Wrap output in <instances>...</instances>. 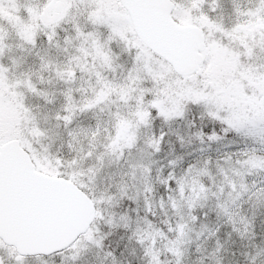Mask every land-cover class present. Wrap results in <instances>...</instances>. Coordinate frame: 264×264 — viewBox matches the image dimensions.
<instances>
[{"label":"snow or ice","instance_id":"1","mask_svg":"<svg viewBox=\"0 0 264 264\" xmlns=\"http://www.w3.org/2000/svg\"><path fill=\"white\" fill-rule=\"evenodd\" d=\"M256 210L264 0H0V264H121V228L142 264H264Z\"/></svg>","mask_w":264,"mask_h":264},{"label":"trees","instance_id":"2","mask_svg":"<svg viewBox=\"0 0 264 264\" xmlns=\"http://www.w3.org/2000/svg\"><path fill=\"white\" fill-rule=\"evenodd\" d=\"M35 98L32 99V103H38ZM144 215V213L142 212ZM247 215L250 218H253V209H248ZM135 217H133L134 219ZM152 219V218H151ZM215 222V221H214ZM254 226L255 230L259 233L262 230H264V213L260 212L259 210H256L255 216H254ZM108 230V229H107ZM123 237V239H121ZM229 244L232 246V250H235L237 247L240 246V241L237 239L236 243L233 244L232 241H229ZM109 245L110 247H106L105 250H111L115 249L116 255L120 258L121 264H142L141 256L142 253L139 251L138 248L134 247V243H130L128 241L127 233L124 229H113V235L109 237ZM127 245V247H125ZM102 250H95L92 252L90 257H88L87 262L88 264H100V261L103 259V251ZM99 252V255L97 253ZM122 253V255H121ZM239 255V253H237ZM230 253L225 258L224 264H227L228 259H230ZM47 259H54L56 263L59 262V257H51ZM195 256L190 257L189 262L191 260H194Z\"/></svg>","mask_w":264,"mask_h":264},{"label":"rangeland","instance_id":"3","mask_svg":"<svg viewBox=\"0 0 264 264\" xmlns=\"http://www.w3.org/2000/svg\"><path fill=\"white\" fill-rule=\"evenodd\" d=\"M247 207V206H246ZM248 209H250V207L248 208ZM119 211V210H118ZM140 216H143V214H142V211L140 212ZM135 217V216H134ZM154 219L152 216H149V219ZM164 217L162 216V215H160V216H158L157 218H155V219H157V220H159V219H163ZM136 219V217L134 218V220ZM101 227H102V231H107V228L105 227V226H103V225H101ZM104 243H105V245H106V247H110V245H109V239L108 240H105L104 241ZM134 247H136L135 245H134ZM96 249H93V250H91L85 257H84V260H85V264H88V262H87V259H88V257H90V255L92 254V252L93 251H95ZM101 253H102V251H101ZM192 256H194V255H191L190 257H192ZM190 257H189V259H190ZM163 258V257H162ZM45 259H47V258H45ZM34 264H39V262L38 261H36V262H34ZM49 264H59V262L58 263H56V261L54 260V259H49Z\"/></svg>","mask_w":264,"mask_h":264}]
</instances>
